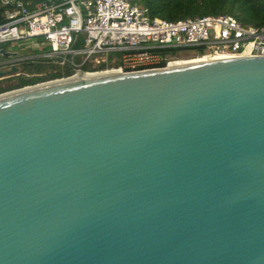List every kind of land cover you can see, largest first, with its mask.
I'll return each instance as SVG.
<instances>
[{
	"label": "water",
	"instance_id": "obj_1",
	"mask_svg": "<svg viewBox=\"0 0 264 264\" xmlns=\"http://www.w3.org/2000/svg\"><path fill=\"white\" fill-rule=\"evenodd\" d=\"M88 72L0 93V264H264V56Z\"/></svg>",
	"mask_w": 264,
	"mask_h": 264
},
{
	"label": "built area",
	"instance_id": "obj_2",
	"mask_svg": "<svg viewBox=\"0 0 264 264\" xmlns=\"http://www.w3.org/2000/svg\"><path fill=\"white\" fill-rule=\"evenodd\" d=\"M2 2L8 9L7 20L0 23V44L45 36L51 48L11 57L2 56L0 50V69L37 56L71 65L74 72L85 64L91 68L87 71H135L190 57L264 56V25L246 24L230 13L166 19L150 17L137 0ZM80 40L81 45L75 46ZM186 51L192 54L182 55ZM99 52L106 55H95ZM77 54L83 59L76 60Z\"/></svg>",
	"mask_w": 264,
	"mask_h": 264
},
{
	"label": "trees",
	"instance_id": "obj_3",
	"mask_svg": "<svg viewBox=\"0 0 264 264\" xmlns=\"http://www.w3.org/2000/svg\"><path fill=\"white\" fill-rule=\"evenodd\" d=\"M36 1V0H33ZM148 8L150 17L177 19L204 14L230 13L246 24L264 25V0H137ZM8 4L0 0V23L7 20ZM6 43V42H5ZM1 43L0 47H5ZM81 40L75 46L81 45ZM6 48V47H5ZM83 69H91L87 64ZM74 73L71 65H60L50 58L37 56L24 59L18 71L0 76V93L27 84L66 77Z\"/></svg>",
	"mask_w": 264,
	"mask_h": 264
},
{
	"label": "rangeland",
	"instance_id": "obj_4",
	"mask_svg": "<svg viewBox=\"0 0 264 264\" xmlns=\"http://www.w3.org/2000/svg\"><path fill=\"white\" fill-rule=\"evenodd\" d=\"M5 47L8 51H13L15 54L18 55H24V54H36L40 52H46L49 51L51 48V45L45 41V40H40L39 37H28V38H22V39H17V40H11L6 42ZM113 52H108L107 54L111 55ZM106 55V52H99L96 53L95 55ZM192 54L191 52H184L182 55H189ZM84 55L77 54L75 56V59L80 61L82 60ZM190 61V60H188ZM88 65V64H87ZM89 66V65H88Z\"/></svg>",
	"mask_w": 264,
	"mask_h": 264
},
{
	"label": "bare ground",
	"instance_id": "obj_5",
	"mask_svg": "<svg viewBox=\"0 0 264 264\" xmlns=\"http://www.w3.org/2000/svg\"><path fill=\"white\" fill-rule=\"evenodd\" d=\"M198 59H202V58L190 57L189 59H179V60H176L174 62L175 63H178V62H185V61H188V60L192 61V60H198ZM113 71H117V70H115V69H109V70H101V71H90V72H88V74H90V75H96V74L108 73V72H113ZM80 76H81V74L76 73L73 76L65 77V78H60L58 80H63V79H68V78H79ZM58 80H56V81H58ZM39 84H42V83H39ZM26 88H28V87H26Z\"/></svg>",
	"mask_w": 264,
	"mask_h": 264
},
{
	"label": "flooded vegetation",
	"instance_id": "obj_6",
	"mask_svg": "<svg viewBox=\"0 0 264 264\" xmlns=\"http://www.w3.org/2000/svg\"><path fill=\"white\" fill-rule=\"evenodd\" d=\"M13 55H18V54H13ZM13 55H11V56H13ZM5 56V55H4ZM11 56H8V57H11ZM18 68H20V63H19V65L17 66ZM8 69H10L9 67H8ZM19 70V69H18ZM17 70V71H18Z\"/></svg>",
	"mask_w": 264,
	"mask_h": 264
},
{
	"label": "crops",
	"instance_id": "obj_7",
	"mask_svg": "<svg viewBox=\"0 0 264 264\" xmlns=\"http://www.w3.org/2000/svg\"><path fill=\"white\" fill-rule=\"evenodd\" d=\"M2 49H6L5 47H0V50H2ZM7 50V49H6ZM2 56H4V54L2 53Z\"/></svg>",
	"mask_w": 264,
	"mask_h": 264
}]
</instances>
